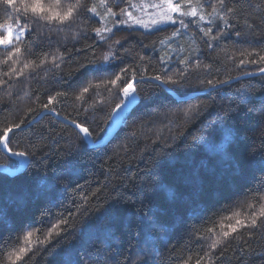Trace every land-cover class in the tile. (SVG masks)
Here are the masks:
<instances>
[{
    "label": "trees",
    "instance_id": "1",
    "mask_svg": "<svg viewBox=\"0 0 264 264\" xmlns=\"http://www.w3.org/2000/svg\"><path fill=\"white\" fill-rule=\"evenodd\" d=\"M131 1L108 4L118 11ZM47 2L63 11L77 0ZM202 3L206 17L216 7L229 26L213 16L187 28L119 27L108 63L109 45L92 31L99 18L83 6L71 24L24 17L28 36L15 64L3 63L0 47V129L25 119L9 147L29 158L17 174L0 168V264H11L29 232L40 245L17 264H264V217L257 228L231 223L239 216L247 224L264 208V74L256 75L264 68V0ZM12 14L0 6V24ZM200 27L227 34L209 47ZM122 69V79L135 75L138 103L110 140L92 146L70 123L88 127L95 143L109 134L123 97L108 81ZM157 75L178 81L164 84L172 92L151 79ZM209 80L234 81L215 88ZM57 92L65 94L50 106L57 116L36 120ZM226 126L235 130L230 144ZM20 164L0 145V167ZM53 223L60 228L48 237ZM228 225L238 231L225 238Z\"/></svg>",
    "mask_w": 264,
    "mask_h": 264
},
{
    "label": "snow or ice",
    "instance_id": "2",
    "mask_svg": "<svg viewBox=\"0 0 264 264\" xmlns=\"http://www.w3.org/2000/svg\"><path fill=\"white\" fill-rule=\"evenodd\" d=\"M217 3L221 6H225V0H217ZM57 4H59V0H57ZM98 4L102 7L103 13H101L98 9L97 3H91L81 5L80 0H77L76 4H73L67 7L63 11H54L52 6H46L44 0H0V6H3L5 11L7 12L9 9L12 10V15L8 16V20L3 24H0V47L7 49V59L3 61V63H8V61H12L15 64L14 57L18 58L21 53V48L19 46V42L28 36V30L25 27L27 21L24 20V17L31 15L32 17H36L39 19H43L49 23L57 22L60 25L71 24L75 17L79 14V9L83 6L84 11L87 13H91L93 16L99 18V23L101 26L95 27L92 29L95 33V37L98 38L101 42L107 43L109 45V52L103 55V63H108L110 60L115 59L116 53L112 48L113 37L115 35L114 29L118 28L120 25H127L131 27L132 25H140L145 28L148 27V24L137 17L133 16L132 11L121 8L120 12L117 13L114 11L112 6H109L108 0H98ZM196 6H193V5ZM131 7H135V5H131ZM151 7L155 8L157 11L154 13V18L151 19L152 25H163L167 23L177 24L179 23L183 28H187L188 24L185 22L184 17H192L199 18V21L204 22L205 24L213 23V19L211 17L215 16L219 19V21L223 22V27L229 26V21L226 19L224 15H221L216 7L212 8V12L209 13L206 17L204 14V5L202 0H159V3L152 4ZM226 11L231 13L233 9L231 7H227ZM121 17L117 19V17ZM127 17L124 19L123 17ZM19 17V19H17ZM23 21V23H21ZM111 25V26H110ZM199 31L203 33L205 37H209L208 46L211 47V41L220 39L221 36L226 35L227 33L223 31H218L217 35H213L212 27H200ZM237 36L240 35V32L237 31ZM121 43L120 39H115L114 44L119 45ZM252 55V53H249ZM56 57H53L55 61ZM259 61L264 62V55L259 56ZM187 62V61H182ZM253 63L257 61L253 60ZM43 63V61L41 62ZM244 61L241 60V64ZM58 66V65H57ZM199 67V65H197ZM25 68L29 67V65H25ZM205 68L209 67L208 65L204 66ZM100 70V69H96ZM127 69H122L121 74L114 75V78L110 79L108 83H110L113 87H118V92L122 93V101L116 104L114 111L112 112V120L111 124L113 126L117 125L121 119V113L123 110L130 105H134L137 103V89L134 87L135 75L132 76L131 79L123 78L122 76L127 73ZM16 69L13 67L11 69V73H15ZM261 72H264V68H261ZM11 73H5V75H11ZM18 75H22V72ZM151 79L159 81L160 84H177L178 81L168 77L167 79H161L159 75L151 77ZM119 82V84H118ZM4 81H0V84H3ZM209 85L215 87L213 81H208ZM91 86V85H90ZM95 87H99V85H95ZM89 91V87H84L77 97V99H82L84 94ZM64 93L57 92L56 96H49L47 103L43 104V109L49 112H55L56 109L54 107H50L53 105V102L56 101L57 96H63ZM31 112V110H29ZM189 111H192L191 109ZM58 114V113H57ZM188 113H185L187 115ZM67 119V117H65ZM25 119L19 120V122L12 123L0 129V145H2L5 149L8 150L9 154L14 157H20L21 164L20 167H23L24 161L27 159V153L23 151H13L9 147V134L13 133L16 130H20L25 123ZM76 129L80 133L84 135V137L88 138L91 136L90 129L81 123L76 121L72 122ZM234 129L230 126H226L223 130L222 137L223 142L225 144H230L233 140ZM16 168V165H13ZM17 171L19 168L16 169ZM258 217H264V208L258 214H252L250 221L246 224L243 220H237L236 225L243 227H251L257 228L259 227L257 220ZM231 219V218H229ZM222 227H224L222 225ZM230 231H224L223 236L225 238L229 237L230 233H236L238 231L236 226L228 225L227 226ZM60 228L59 224L53 226L52 230L49 231L48 237L52 235V232H55ZM212 231V229H209ZM57 234H59L57 232ZM33 233L29 232L25 237L26 243H31V238ZM44 243V241H40ZM220 241L217 240L213 245V249L216 247V244H219ZM29 249L21 247L18 252H14L9 256V260L11 264H17L18 261H21L25 254ZM197 264H200V261L197 260Z\"/></svg>",
    "mask_w": 264,
    "mask_h": 264
},
{
    "label": "rangeland",
    "instance_id": "3",
    "mask_svg": "<svg viewBox=\"0 0 264 264\" xmlns=\"http://www.w3.org/2000/svg\"><path fill=\"white\" fill-rule=\"evenodd\" d=\"M44 2H45V5L46 6H50V4H48V2H47V0H44ZM174 2H175V0H174ZM155 3H159V0H134V1H131L129 4H127V5H125V6H122V7H120L119 9H118V11H116L117 13H119L120 12V9L121 8H124V9H127V10H129V11H132V13H133V16L134 17H137V18H139V19H141V20H144L147 24H148V27L147 28H145V27H143V26H140V25H132L130 28H139V29H143V30H147V31H152V30H155V29H157V28H160V27H162V26H167V25H172L171 23H167V24H163V25H152L151 24V19H153L154 18V13L157 11L155 8H153V7H151V5L152 4H155ZM52 5V4H51ZM131 5H135V7H131ZM58 6V5H57ZM57 8V7H56ZM99 8V11L101 12V13H103V8L102 7H98ZM62 9V8H61ZM57 10H58V8H57ZM59 11V10H58ZM121 17H117V19H120ZM124 19H127V17L125 16V17H123ZM196 18H198V17H196ZM196 18H192V17H184L183 19H185V22H187L188 20H191V19H196ZM111 26V25H110ZM119 27H127V28H129V26H127V25H120ZM118 27V28H119ZM115 30V29H114ZM137 103H138V96H137ZM136 103V104H137ZM135 104V105H136ZM124 113H125V111H124ZM128 113V112H127ZM127 113H125V114H127ZM124 114V115H125ZM113 128V126L110 128V130ZM20 161H21V159L22 158H20V157H17ZM26 161V160H25ZM25 161H24V163H25ZM2 168V167H1ZM19 168H21V167H19ZM4 170H5V168H3ZM7 171V170H6ZM7 172H9V171H7ZM250 208V210L252 211H254L255 210V208L254 207H252V206H250L249 207ZM252 211V212H253ZM257 212V214L259 213V211H256ZM239 215H240V213H239ZM238 217L239 216H236V217H234V218H232V224H234L237 220H238ZM54 225H56L55 223H53L52 224V226L51 227H53ZM49 231H51V228H50V230ZM217 240H219V239H217ZM23 245H24V248H26V249H29L28 251H30V250H32L34 247H38L39 245H40V243H38V239L34 236V234H33V236H32V238H31V243H26L25 242V240H24V243H23ZM149 248V247H148ZM148 251V253H146V254H150L149 252H150V250H147ZM144 256V254H142L141 253V255L140 256H138L137 257V259H138V261L139 260H141L142 259V257ZM152 262V261H151Z\"/></svg>",
    "mask_w": 264,
    "mask_h": 264
},
{
    "label": "water",
    "instance_id": "4",
    "mask_svg": "<svg viewBox=\"0 0 264 264\" xmlns=\"http://www.w3.org/2000/svg\"><path fill=\"white\" fill-rule=\"evenodd\" d=\"M260 74H264V72H259V73H257L256 75H260ZM233 81H234V80H233ZM233 81H229V82H227V83H225V84H222V85H219V86H217V87H215V88H218V87L224 86V85L229 84V83H231V82H233ZM158 83H159V82H158ZM133 84H135V82H133ZM161 85H163V86H164L169 92H172V91H171L167 86H165L164 84H161ZM134 87H135V86H134ZM46 114H52V115H54V116H57L54 112H49V111L46 110V111H44V112H43V113H42V114H41L36 120H39L42 116H44V115H46ZM121 116H122L121 121H120L117 125L113 126V128L110 130L109 134H108V135H107L102 141L95 143V142L92 140L91 137H88V139L90 140L91 145H92V146L102 145V144L106 143L108 140H110V139L114 136V134L117 132V130L119 129V127L122 125V123H123V119H124V110H123V112L121 113ZM61 119H62V118H61ZM62 120L65 121L64 119H62ZM65 122H67V121H65ZM70 124H72V125L74 126L73 123H70ZM74 127H75V126H74ZM28 163H29V158L27 157L25 163L23 164V167L19 168L18 171H17V170H13V169H9L8 167H2V168H5V170L9 171L10 174H17V173L21 172L22 170H24ZM0 168H1V167H0Z\"/></svg>",
    "mask_w": 264,
    "mask_h": 264
},
{
    "label": "bare ground",
    "instance_id": "5",
    "mask_svg": "<svg viewBox=\"0 0 264 264\" xmlns=\"http://www.w3.org/2000/svg\"><path fill=\"white\" fill-rule=\"evenodd\" d=\"M135 105V104H134ZM134 105H130L129 107L125 108L124 111L127 112V111H130Z\"/></svg>",
    "mask_w": 264,
    "mask_h": 264
}]
</instances>
